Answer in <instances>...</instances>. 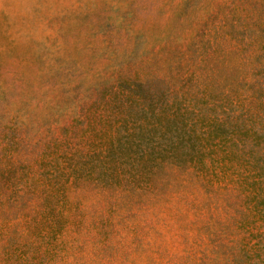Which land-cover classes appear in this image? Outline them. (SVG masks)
I'll list each match as a JSON object with an SVG mask.
<instances>
[{"label":"rangeland","instance_id":"1","mask_svg":"<svg viewBox=\"0 0 264 264\" xmlns=\"http://www.w3.org/2000/svg\"><path fill=\"white\" fill-rule=\"evenodd\" d=\"M264 0H0V264H262Z\"/></svg>","mask_w":264,"mask_h":264},{"label":"trees","instance_id":"2","mask_svg":"<svg viewBox=\"0 0 264 264\" xmlns=\"http://www.w3.org/2000/svg\"><path fill=\"white\" fill-rule=\"evenodd\" d=\"M261 263L264 264V258L262 259V257H261Z\"/></svg>","mask_w":264,"mask_h":264}]
</instances>
